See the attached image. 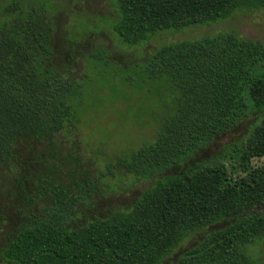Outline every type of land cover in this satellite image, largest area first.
I'll use <instances>...</instances> for the list:
<instances>
[{"label":"trees","instance_id":"trees-1","mask_svg":"<svg viewBox=\"0 0 264 264\" xmlns=\"http://www.w3.org/2000/svg\"><path fill=\"white\" fill-rule=\"evenodd\" d=\"M109 1L117 18L108 27L129 47L165 30L264 11V0ZM6 9L0 25V264H264L253 254L264 255V165L252 163L264 158L262 42L218 33L148 56L145 80L163 89L155 97L158 131L119 153L112 166L153 183L128 209L78 224L81 203L93 207L116 191L108 182L99 187L102 176L78 170L90 160L83 163L76 148L66 155L61 149L88 114L79 112L87 103L83 73L77 78L71 55L59 63L61 33L43 6ZM73 40L69 35L66 42ZM106 56L97 49L88 58L101 63ZM104 90L99 97L108 96ZM253 117L246 140L230 154L239 175L231 177L223 162H196L216 139ZM72 163L68 185L55 184ZM108 168L103 176L114 177Z\"/></svg>","mask_w":264,"mask_h":264},{"label":"rangeland","instance_id":"rangeland-1","mask_svg":"<svg viewBox=\"0 0 264 264\" xmlns=\"http://www.w3.org/2000/svg\"><path fill=\"white\" fill-rule=\"evenodd\" d=\"M16 3L23 10L36 5L44 7L48 17L54 19L57 24L55 26H58L57 29L61 33V36L55 39L59 63L65 64L71 55L75 61L70 63L72 67L77 68V78L83 73V100L87 103L79 112L85 110L84 113L88 114L77 133L72 134V141L67 142L64 139L62 152L66 155L76 148L81 153L79 157L83 163H86L87 159L90 160L89 165L81 166L78 170L81 173L87 172L93 179L102 176L100 188L108 182L116 189L115 192L98 197L93 207L87 208L81 203L79 209L83 214L78 224L104 217L113 210L128 209L135 196L153 183L136 181L133 176L112 166L119 153L140 147L152 140L158 131V104L155 97L162 93L163 89L161 90L157 83L149 84L145 80L144 65L148 56L162 46L182 41H199L218 33H235L239 37L264 44L263 10H243L227 20L188 26L179 30H165L139 46L129 47L123 46L117 35L108 27L117 18L116 9L109 0H0V25L7 20L6 7ZM69 35L74 40L68 45L66 40ZM97 49H105L111 56H106L101 63L94 62L95 59H89L88 55ZM119 66L125 69L119 70ZM103 88L106 89L103 93L108 96L99 97ZM146 89H152V94L146 92ZM116 98L119 100L114 102ZM146 99L149 100L148 103ZM160 99L166 103L168 98L163 94ZM254 121L255 117L244 121L233 132L216 139L207 150L198 155L196 162H223L227 165L230 176L235 178L240 174V170L235 158L230 159V154L236 144L246 140ZM252 163L256 166L264 165V158L255 159ZM74 167L73 163L62 167L53 182L68 185L67 172ZM107 167L114 177L103 176L108 173ZM221 226H224V223L214 228ZM194 241L182 243L176 253L191 246ZM253 254L264 262L263 254L256 251H253Z\"/></svg>","mask_w":264,"mask_h":264}]
</instances>
